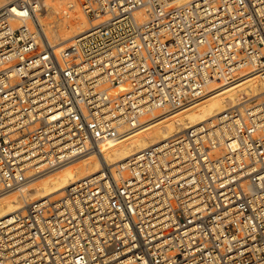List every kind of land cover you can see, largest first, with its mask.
<instances>
[{
    "label": "built area",
    "instance_id": "2783aa9c",
    "mask_svg": "<svg viewBox=\"0 0 264 264\" xmlns=\"http://www.w3.org/2000/svg\"><path fill=\"white\" fill-rule=\"evenodd\" d=\"M77 2L89 28L59 50L31 0L0 7V196L103 163L1 218L0 264H264V97L225 110L211 137L201 124L116 164L104 152L264 80V0Z\"/></svg>",
    "mask_w": 264,
    "mask_h": 264
},
{
    "label": "bare ground",
    "instance_id": "6f19581e",
    "mask_svg": "<svg viewBox=\"0 0 264 264\" xmlns=\"http://www.w3.org/2000/svg\"><path fill=\"white\" fill-rule=\"evenodd\" d=\"M12 1L14 0H0V7ZM59 1L43 0L44 11L41 10L39 3L31 2L38 23L49 42L57 50L85 32L90 24L88 16L76 0L65 4L72 6V9L74 8L73 12H70L69 20L64 17L68 15V8H64L65 5L55 13L60 5ZM51 10L55 15H48ZM63 17L67 20L66 23H61ZM18 24L15 22V25ZM29 24L31 23L29 22ZM252 97H264V80L258 77H251L235 85L212 91L196 104L165 115L150 126L105 149L108 163L112 165L122 162L151 145L176 136L197 125L206 126L209 129L210 137L214 132L218 134L217 119L219 115L242 100ZM102 165L101 159L92 154L80 157L55 171L31 179L22 189L0 196V219L15 212L23 211L30 203L41 198L50 197L53 199L54 196H62L71 184L97 173Z\"/></svg>",
    "mask_w": 264,
    "mask_h": 264
},
{
    "label": "rangeland",
    "instance_id": "374dc122",
    "mask_svg": "<svg viewBox=\"0 0 264 264\" xmlns=\"http://www.w3.org/2000/svg\"><path fill=\"white\" fill-rule=\"evenodd\" d=\"M35 1H36V2H35ZM72 1H74V0H60V1L58 2L60 5H59V7L55 10V13H57L58 11H60V10H61L60 8H61L62 6H64L66 3L69 4V3L72 2ZM31 2L39 3V4H40V8H41V10H42V11L45 10V9H44V4H43V0H33V1L31 0ZM76 2H77V0H76ZM77 3H78V2H77ZM42 4H43V6H42ZM78 5H79V4H78ZM79 6H80V5H79ZM65 7H66V9L68 8V9H67V10H68V11H67V14H68V15L65 14L66 16H64V17H67V20H69L70 12H73V9H74V8L72 9V6L70 7L69 5H65L64 8H65ZM76 7H77V6H76ZM43 9H44V10H43ZM66 9H65V10H66ZM53 10H54V9H53ZM71 10H72V11H71ZM68 12H69V13H68ZM55 13L51 10V12H50L48 15H49V16H52V15H55ZM64 17H63V19L61 20V23H66L67 20L64 19ZM89 23H90V22H89ZM89 25H90V24H89ZM87 26H88V25H87ZM69 43H70V42H69ZM54 171H55V170H54ZM17 193H18V192H17ZM17 193H16V194H17ZM58 197H59V196H54L53 199H56V198H58Z\"/></svg>",
    "mask_w": 264,
    "mask_h": 264
}]
</instances>
